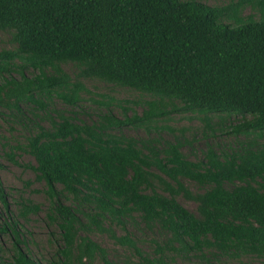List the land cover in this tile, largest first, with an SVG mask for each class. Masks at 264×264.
Listing matches in <instances>:
<instances>
[{
    "label": "trees",
    "instance_id": "obj_1",
    "mask_svg": "<svg viewBox=\"0 0 264 264\" xmlns=\"http://www.w3.org/2000/svg\"><path fill=\"white\" fill-rule=\"evenodd\" d=\"M246 6L258 8L259 17H241ZM226 16L233 24L223 22ZM0 31L13 44L0 51V116L36 117L29 106L44 107L56 97L74 104L84 79L155 97L141 116L118 119L107 112L87 125L57 113L47 127L36 124L25 137L20 149L35 162V180L45 185L48 215L64 242L58 264H91L96 255L113 264L80 231L94 226L110 233L102 221L120 224L135 216L171 250L224 257L225 264H264V0L226 6L196 0H0ZM173 101L181 107L171 111H196L208 125L212 114L220 124L240 114L231 131L233 147L207 145L203 158L192 161L179 141L158 150L111 132L148 124L168 114ZM6 158L20 166L12 149ZM178 196L195 203L196 212ZM18 205L15 214L0 182V234L13 238L12 264H40L24 252L17 223H10L37 214L40 205L29 198ZM115 239L138 251L127 235Z\"/></svg>",
    "mask_w": 264,
    "mask_h": 264
},
{
    "label": "rangeland",
    "instance_id": "obj_2",
    "mask_svg": "<svg viewBox=\"0 0 264 264\" xmlns=\"http://www.w3.org/2000/svg\"><path fill=\"white\" fill-rule=\"evenodd\" d=\"M208 6H226L237 0H196ZM241 17H259L258 8L246 6L240 11ZM223 22L233 24V20L228 16ZM13 44L10 36L5 31H0V51L10 50ZM65 70L73 75L70 65H66ZM26 74L31 72L27 71ZM12 75L16 76L15 73ZM83 89L79 93V100L74 104H69L62 99L53 98L44 107L31 105L34 108L36 117L19 115L18 117H8L7 113L0 116V182L7 193V199L12 211L16 214L21 198H29L33 203L40 205L37 214H30L25 220L19 216L13 217L10 223H17L15 230L17 238L22 241L21 247L26 254L40 264H58L63 261L61 250L64 242L60 239V230L57 221L48 215L49 201L44 193L45 185L41 181L35 180L33 167L35 162L26 152L21 151L24 146L25 137L34 130L36 124L43 127L49 125L52 118H56L57 113H63L75 120L77 123L91 125L98 121L97 115L110 112L118 119L123 116L131 117L134 113L141 116L143 109H147L146 102L154 100L155 97L143 94L135 90L104 83L95 79H84L81 81ZM173 107L180 108L181 104L173 101L168 103L166 110L168 114L162 117H155L148 124L133 127V125L122 126L118 129H111L114 134L122 133L123 136H130L138 139L148 148L161 149L166 142L182 143V153L192 161L203 158L207 145L214 148L229 150L233 147L234 135L231 133L233 127L240 123V114H232L224 119L220 124L217 114L210 115L209 125L202 120L196 111H171ZM203 114V113H202ZM140 144V143H139ZM12 149L16 155L20 166L11 163L6 158V153ZM146 153V151H144ZM155 172H158L154 169ZM182 182L191 190L197 191L196 185L187 180ZM177 200L188 210L196 212L195 203L185 200L181 196ZM66 205L70 204L68 199H62ZM4 216L0 217V225ZM86 223V220H83ZM102 228L110 229V233L99 231L94 226H90L87 231H80L79 235H87L88 238L97 242L106 251V259L113 264H163L159 258L169 264H225L224 257L201 258L191 253L181 250H171L165 245V239L155 230L147 229L138 217L125 219L120 224L109 223V220L102 221ZM115 238L127 235L135 241L134 248H128L120 244ZM13 238L11 235L0 234V262L1 264H12L11 246ZM162 252V253H161ZM243 260H249L243 257ZM91 264H105L98 256H94Z\"/></svg>",
    "mask_w": 264,
    "mask_h": 264
}]
</instances>
